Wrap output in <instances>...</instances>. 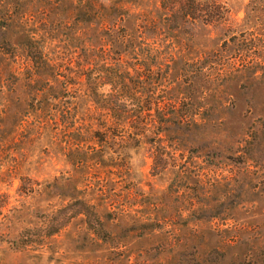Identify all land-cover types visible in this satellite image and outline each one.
I'll return each instance as SVG.
<instances>
[{
	"label": "rangeland",
	"instance_id": "obj_1",
	"mask_svg": "<svg viewBox=\"0 0 264 264\" xmlns=\"http://www.w3.org/2000/svg\"><path fill=\"white\" fill-rule=\"evenodd\" d=\"M28 1L50 50L65 52L82 23L77 5L46 0L43 16V0ZM218 1L232 23L209 26L198 40L226 64L190 88L199 125L171 151L175 167L157 171L147 147L129 151L119 185L114 169L75 171L71 153L36 140L29 120L20 121L30 87L0 55V264H264V0ZM7 35L15 43L20 34ZM15 61H25L21 49ZM78 200L97 207L107 234L77 214L57 234L17 247L23 229L61 207L79 209Z\"/></svg>",
	"mask_w": 264,
	"mask_h": 264
},
{
	"label": "trees",
	"instance_id": "obj_2",
	"mask_svg": "<svg viewBox=\"0 0 264 264\" xmlns=\"http://www.w3.org/2000/svg\"><path fill=\"white\" fill-rule=\"evenodd\" d=\"M71 1L82 23L68 34L65 52L50 50L45 24L32 23L30 1L0 4L4 68L31 90L26 119L20 121L29 120L37 141L47 137L48 148L65 157L71 153L66 162L75 171L114 169L108 172L118 178L116 185L129 170L132 150L147 147L157 171L175 167L171 151L199 125L190 88L197 79L221 74L226 64L212 59L198 36L209 26L232 23L230 10L218 0ZM42 2L40 13L47 16L48 1ZM7 31L20 34L19 39L12 43ZM227 36L221 29L220 39L225 42ZM20 49L25 61L17 63ZM76 202L79 209L64 213L61 207L54 216L46 214L43 225L23 229L17 247L57 234L77 214L86 217L95 234H107L97 207Z\"/></svg>",
	"mask_w": 264,
	"mask_h": 264
}]
</instances>
